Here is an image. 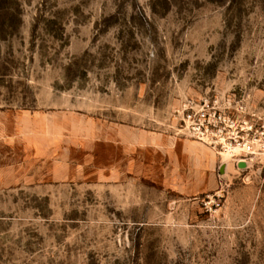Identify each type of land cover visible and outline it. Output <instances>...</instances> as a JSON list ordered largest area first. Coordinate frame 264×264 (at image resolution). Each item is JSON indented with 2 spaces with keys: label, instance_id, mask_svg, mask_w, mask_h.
<instances>
[{
  "label": "rangeland",
  "instance_id": "374dc122",
  "mask_svg": "<svg viewBox=\"0 0 264 264\" xmlns=\"http://www.w3.org/2000/svg\"><path fill=\"white\" fill-rule=\"evenodd\" d=\"M0 264H264V0H0Z\"/></svg>",
  "mask_w": 264,
  "mask_h": 264
},
{
  "label": "built area",
  "instance_id": "2783aa9c",
  "mask_svg": "<svg viewBox=\"0 0 264 264\" xmlns=\"http://www.w3.org/2000/svg\"><path fill=\"white\" fill-rule=\"evenodd\" d=\"M188 118L191 119L192 116H191V115H188ZM193 131H194V132H200V133H201V130H200V129H199V130H196V128H193Z\"/></svg>",
  "mask_w": 264,
  "mask_h": 264
}]
</instances>
